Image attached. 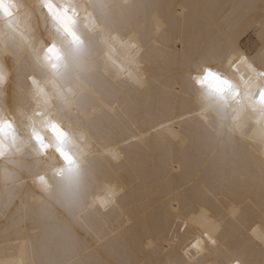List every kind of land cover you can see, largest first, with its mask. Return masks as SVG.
<instances>
[{
	"label": "bare ground",
	"instance_id": "obj_1",
	"mask_svg": "<svg viewBox=\"0 0 264 264\" xmlns=\"http://www.w3.org/2000/svg\"><path fill=\"white\" fill-rule=\"evenodd\" d=\"M8 2L25 8L15 23L13 17L2 18L13 30L0 22V70L9 76L0 87V110L12 116L4 120L14 125L13 141H18L16 135L22 137L25 127L50 115L74 133L77 145L88 155L79 185L55 176L57 156L47 152L45 156L55 160L47 167L28 136L24 141L34 154L18 144L16 154L0 159V264H32L34 258L42 264H208L215 259L210 246L205 245L208 251L203 255L190 247L204 229L189 222L181 231L176 205L184 215L201 206L209 209L223 224L218 237L221 248L226 243L242 244L247 228L264 215V116L245 106L233 120V109L239 106L229 102L226 123L239 126L235 132L239 156L225 157L214 173L213 164H208L213 159L210 151L190 163L192 144L173 142L167 127L147 138L141 133L168 122L182 135L196 126L204 129L205 120L216 126L219 117L213 110L194 115L203 107L200 90L176 65L201 47L219 49L244 34L242 50L259 60L264 11L253 7L259 0H116L121 5L151 6L147 14L139 8L130 14L124 9L126 26L140 34L151 54V66L145 69L147 87L140 90L132 79L139 73L127 59V50L111 40L113 48H105L97 34L100 72L110 83L118 77L114 87L122 92L118 119L111 122L92 111L100 105L87 101L75 81L54 85L45 83L50 77H41L46 101L30 85L18 86L17 65L29 61L30 45L38 46L51 32L37 0H0L10 15ZM178 4L187 8L183 15ZM176 40L183 41L184 53L176 51ZM86 93L92 95L90 90ZM15 114L21 119L18 127ZM113 150L120 153L118 159L111 155ZM41 175L50 185L48 193L36 179ZM109 190L115 201L101 208L99 201ZM230 205L240 209L236 221L226 215ZM35 227L40 231L33 235Z\"/></svg>",
	"mask_w": 264,
	"mask_h": 264
},
{
	"label": "snow or ice",
	"instance_id": "obj_2",
	"mask_svg": "<svg viewBox=\"0 0 264 264\" xmlns=\"http://www.w3.org/2000/svg\"><path fill=\"white\" fill-rule=\"evenodd\" d=\"M37 6L46 17L51 34L46 40H41L38 46L30 45L31 59L17 65L18 86L30 85L35 94L46 101L47 91L40 83L41 77H50L45 83L54 85L57 81L66 84L75 81L87 101L100 105L99 108L93 107V112H98L109 122L118 119L117 109L120 108L122 96V92L114 87L118 83V77L111 83L104 78L103 73L100 72L102 59L100 48L94 41L97 34H100L99 43L105 48H113L111 40L126 49L127 59L136 66L139 73L133 75L132 79L140 90H144L147 87L148 75L145 69L151 66V54L148 53L140 34L126 26L124 9L127 8L130 14L132 10L139 8L147 14L151 6L134 3L121 5L116 0H37ZM253 7L264 11V0H259ZM176 8L180 15L187 11L183 4L176 5ZM245 39L246 34L241 35L235 43L228 42L219 49L201 47L191 55L185 56L183 63L176 65L191 84L200 90L203 107L194 115H201L209 109L213 110L219 117L215 127L205 120L204 129L196 126L182 135L171 126L172 122H168L166 125L150 128L147 132L141 133V136L150 137L153 132L167 127L168 136L173 142L182 145L192 144L193 156L190 158V163L201 158L204 152L210 151L213 159L209 160L208 164H213V173L225 157L238 158L239 145L235 132L239 126L226 123L228 113L225 109L229 101H236L239 106L233 109L236 112L233 120L239 118L245 106L264 116V49L261 50L259 60L249 57L241 47ZM174 47L178 53H184L183 41L176 40ZM241 66L244 68L243 72L240 70ZM8 79V74L0 70V87L6 85ZM69 90L71 91V88ZM86 90H90L92 95H87ZM20 91L22 94L23 87H20ZM39 114L43 115V113ZM187 118L189 117H181V119ZM0 128L5 129L15 138V128L11 121L0 117ZM62 128L61 121L53 119L50 115L43 117L39 127L30 125L37 156L46 155L53 147L45 142L41 129L56 136ZM74 143L75 138L71 131H63L56 136L54 150L57 166L52 171L61 180L79 185L82 165L88 152L86 149H81L74 155L68 152V147ZM111 155L114 159L120 157V153L115 150ZM36 179L43 185L44 192H50V185L46 182L45 176L41 175ZM114 201L115 194L109 190L107 197L99 201V206L107 208ZM174 211L177 213L176 223L181 226V231L187 228L189 222L204 229L190 247L196 248L198 255H203L208 251L205 245L210 246L214 250L215 259L208 264H264V215L247 228V239L242 244L236 243L229 247L226 243L221 248L218 237L223 231V224L211 215L209 209L201 206L189 210L188 214L184 215L176 205ZM226 215L236 221L240 216V209L230 205ZM39 231L40 228L35 227L32 229V234L35 235ZM32 264H42V261L34 258Z\"/></svg>",
	"mask_w": 264,
	"mask_h": 264
},
{
	"label": "clouds",
	"instance_id": "obj_3",
	"mask_svg": "<svg viewBox=\"0 0 264 264\" xmlns=\"http://www.w3.org/2000/svg\"><path fill=\"white\" fill-rule=\"evenodd\" d=\"M0 68H1V66H0Z\"/></svg>",
	"mask_w": 264,
	"mask_h": 264
}]
</instances>
